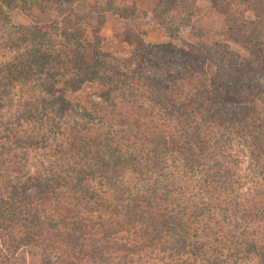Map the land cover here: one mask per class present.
<instances>
[{
    "label": "trees",
    "instance_id": "16d2710c",
    "mask_svg": "<svg viewBox=\"0 0 264 264\" xmlns=\"http://www.w3.org/2000/svg\"><path fill=\"white\" fill-rule=\"evenodd\" d=\"M185 1L193 2L159 0L161 15L188 10ZM211 1L228 14L232 35L253 50L239 60L226 45L205 41L202 50L214 71L184 64L181 73L192 92L182 104L167 96L164 81L148 79L146 89L159 91L155 101L171 108L175 125L150 131L141 144L146 131L138 121L121 128L111 126L107 115L96 122L87 113L66 118L67 104L54 95V83H24L32 67L64 64L67 45L60 38L48 48L40 35L10 24L6 10L29 15L34 7L52 6L62 15L85 0H0V49L13 54L0 59V264H149L148 255L157 254L162 264H219L205 253L212 244L226 250L222 263L251 258L264 264V191L249 198L237 193V175L229 162L221 163L228 136L242 138L257 162L264 156V0ZM235 2L247 3L251 19L233 16ZM163 23L173 35L175 27ZM67 61L74 63L75 77L86 71ZM129 78L110 79L112 91L135 93L139 83ZM37 125L64 142L46 148L47 160L32 163L26 148L38 142ZM178 155L202 175L200 188L206 185L210 193L198 188V196L183 195L169 166Z\"/></svg>",
    "mask_w": 264,
    "mask_h": 264
},
{
    "label": "rangeland",
    "instance_id": "374dc122",
    "mask_svg": "<svg viewBox=\"0 0 264 264\" xmlns=\"http://www.w3.org/2000/svg\"><path fill=\"white\" fill-rule=\"evenodd\" d=\"M158 2L159 0H85L84 4L75 5L71 10L73 12H65L62 15H58L52 6L46 9L34 7L29 10V15L21 8L6 10L9 23L16 28L28 29L37 37L40 35L44 44L50 45V41L61 38L67 45L64 64L48 62L44 71H37L36 67H32L24 83L33 88H37L43 80L48 84L54 83L57 89L54 95L61 96L63 102L67 104L66 118L81 119L82 115L87 113L92 114L93 122H96L95 117L107 115L108 118H112L111 126L121 128L126 122L138 121L139 130L146 132L137 143L144 144V139L151 137L150 131L174 127V117L167 113V109L171 108L162 107L155 101L159 91L154 90V87L146 89L148 79L164 81L168 90L167 96H173L175 101L182 104L189 101L191 91V80L184 79L185 73H181L185 69L184 64L187 67L191 62L195 69L199 68L209 75L214 71L202 50L205 41L226 45L235 52L239 60L248 59L252 47L232 35L228 28V14L218 9L220 5L215 6L211 0H193L190 6L189 2L185 1L184 8L188 10L178 5L177 8L181 9L174 11V17L165 13L161 15ZM235 4L232 9H235L233 16L237 20L251 19L252 12L246 10L247 3L240 6H237V2ZM77 14L84 19L77 21L75 17ZM165 21L170 22L168 24H171V27H175L172 29L173 35L165 28L163 23ZM44 32L46 34L42 35ZM65 33L66 35L61 37V34ZM72 38L78 39L79 44L72 43ZM28 41H32V38L29 37ZM151 46L156 48L152 49ZM48 48L52 49V46ZM9 52L11 51L6 48L0 49V59L11 55ZM68 59L75 60L76 66L87 72L78 73L75 77L73 73L75 65L67 63ZM62 61L61 58L59 62ZM94 69L97 72L93 76ZM54 70H58L60 74L55 75ZM45 72H49V75ZM122 75L127 77V81L132 77L139 83L135 93L130 91L129 95H120L119 92L116 94L112 91L114 86L110 84V79L113 83ZM19 87L18 83L13 89L15 95L19 93H16ZM58 106L62 107L61 104ZM175 110L174 108V114ZM42 126L37 125L39 131L37 144L32 142L28 147L26 144L27 148L24 146L32 152L29 155L32 163L37 159L38 162L47 160L48 148L52 149L64 142L58 134L48 136L49 133H45V129L41 130ZM123 128L129 133L133 131L131 125ZM28 134H33V130ZM41 137L44 139L39 140ZM223 142L226 145H223ZM223 142L224 153L221 163L229 162L228 167L237 175L240 184L237 193L246 195V198L254 196L256 191L261 194L264 191V156L257 162L253 157V149L238 136H228ZM218 156L220 155L216 151L215 158ZM169 166L170 171L174 172V176L179 180L177 184L182 187L183 195L187 198L198 196V188L203 187L202 175L194 171L192 166L188 169L180 155ZM207 187L204 185L210 193L211 189ZM204 188H200L202 193ZM205 253L210 262L219 260V264H255V260L251 258L222 263L221 258L225 260L226 257V250L222 245L212 244ZM157 255L155 257L148 255L149 264L165 262Z\"/></svg>",
    "mask_w": 264,
    "mask_h": 264
}]
</instances>
